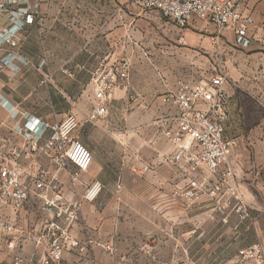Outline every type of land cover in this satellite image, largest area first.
<instances>
[{"label": "crops", "instance_id": "obj_1", "mask_svg": "<svg viewBox=\"0 0 264 264\" xmlns=\"http://www.w3.org/2000/svg\"><path fill=\"white\" fill-rule=\"evenodd\" d=\"M0 1V168H22L23 179L31 186L38 174L44 173L47 184L45 190L33 192L20 210L0 208V221L15 227L11 234L0 230V264H14L17 254L29 264H39L51 236L62 229L79 240L84 250H65L60 264H109L113 254L106 244L112 242L119 229L116 206L132 203L125 195L130 176L161 189L164 173L165 180L176 181L177 171L170 161L169 143L164 151L163 139L156 134L119 129L128 116L88 119L97 103L94 71L102 66H119L124 61L130 70L132 47L145 45L152 33L156 37L158 32L161 37L163 27L181 31L182 38L193 45L215 43L227 54L235 50L237 57L230 55L226 64L230 68V58L241 62L240 68L235 67V75H242L244 62L264 69V0H243L254 19L245 37L230 29L218 34L215 24L200 18L187 26L172 24L157 10H145L135 0ZM28 13L34 16L32 22L25 18ZM9 36L17 38L16 47L6 41ZM236 81L237 78L234 86L241 89L242 84ZM227 90L225 135L243 140L250 134L242 130L250 118L241 99L243 91L235 94L231 84ZM128 91L129 77L119 75L108 108L122 106L124 110ZM150 101L153 108L161 104L160 99ZM69 115L79 122L74 136L92 153L89 169L80 172L75 181L72 176L77 168L73 164L60 169L47 154L33 152L17 127H36L42 133V146L49 136L48 125ZM241 155L246 152L234 150L235 169ZM95 182L99 190L94 197H88L87 191ZM58 192L64 196L59 202L62 214L56 207L45 209V200ZM138 201L156 208L165 200L155 194L154 198ZM73 205L79 207L75 209ZM72 213L74 218L67 219ZM11 240L14 248L8 247Z\"/></svg>", "mask_w": 264, "mask_h": 264}, {"label": "rangeland", "instance_id": "obj_2", "mask_svg": "<svg viewBox=\"0 0 264 264\" xmlns=\"http://www.w3.org/2000/svg\"><path fill=\"white\" fill-rule=\"evenodd\" d=\"M156 34L145 45L132 47L127 106L122 110V106L110 105L105 116H128L119 129L156 134L167 151L162 120L174 106L164 103L162 96L175 90L181 79L198 82L226 72L235 94L243 91L241 99L250 115L249 124L242 127L250 134L237 139L235 148L246 152L236 162L233 179L240 198L231 197L227 190L213 195L211 183L191 200L176 197L175 184H184L181 173L176 174V181L165 180L164 173L161 189L130 176L125 195L132 203L116 206L119 229L109 243L114 247L109 264H264V69L244 62L242 75H235L241 62L230 58V68L226 67L230 55L237 57L235 50L227 54L215 43L193 45L182 38L181 31L169 27H163L161 37ZM235 78L241 89L234 86ZM154 99L161 100L155 108L150 104ZM230 163L237 167L233 154ZM155 194L165 200L156 208L138 201ZM255 244L259 251L241 253Z\"/></svg>", "mask_w": 264, "mask_h": 264}, {"label": "built area", "instance_id": "obj_3", "mask_svg": "<svg viewBox=\"0 0 264 264\" xmlns=\"http://www.w3.org/2000/svg\"><path fill=\"white\" fill-rule=\"evenodd\" d=\"M135 3L145 10H157L164 19L179 26L190 25L196 18L203 19L215 24L218 34L230 29L245 37L254 21L243 0H135ZM25 18L28 22L34 20L31 13L26 14ZM6 41L13 47L18 45L16 37L9 36ZM119 75L129 77L127 61L119 66H102L94 71L93 83L97 103L87 116L90 121L107 114ZM228 84V74L218 72L198 82L181 79L175 90L162 96L164 103L174 106V111L162 120L168 143L172 148L170 161L177 173L184 176V184H175L176 197L191 200L211 183L212 188L209 190L213 195L227 190L231 197L240 198L238 187L233 184L235 168L230 163L237 139L226 136L224 128L228 117ZM78 126L79 122L74 115L49 124V136L42 146H39L42 133L36 127L23 124H18L17 127L33 152L41 151L47 154L60 169L73 164L77 168L72 176L75 181L78 174L87 171L92 162L91 151L74 136ZM23 175L24 170L18 166L0 168V208L18 211L33 192L46 189L44 173L38 174L32 186L23 179ZM210 179L213 180L208 182ZM98 190V183L95 182L86 195L94 197ZM63 199L61 192L56 193L52 199L45 200V209L56 207L59 209L58 214H62L59 202ZM73 207L76 209L79 205ZM241 209L242 206L238 211ZM72 218L73 213L67 219ZM50 226L58 229L55 223ZM14 229L10 222L0 221V230L5 233L11 234ZM8 247H15L14 240L8 242ZM258 247V244H255L250 251L242 250L241 253L253 254L254 251H259ZM70 248L84 250L79 240L71 237L66 230L54 233L49 240L45 256L39 259V264H60L64 251ZM106 249L109 252L114 251L111 244H107ZM29 263L30 261L21 254L14 257V264Z\"/></svg>", "mask_w": 264, "mask_h": 264}]
</instances>
